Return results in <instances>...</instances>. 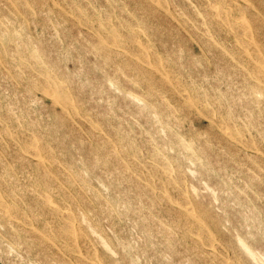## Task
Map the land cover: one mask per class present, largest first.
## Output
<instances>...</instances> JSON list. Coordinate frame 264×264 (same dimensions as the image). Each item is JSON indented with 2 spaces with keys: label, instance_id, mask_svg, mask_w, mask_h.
I'll return each mask as SVG.
<instances>
[{
  "label": "rangeland",
  "instance_id": "374dc122",
  "mask_svg": "<svg viewBox=\"0 0 264 264\" xmlns=\"http://www.w3.org/2000/svg\"><path fill=\"white\" fill-rule=\"evenodd\" d=\"M14 1L0 0V264H264V0Z\"/></svg>",
  "mask_w": 264,
  "mask_h": 264
},
{
  "label": "bare ground",
  "instance_id": "6f19581e",
  "mask_svg": "<svg viewBox=\"0 0 264 264\" xmlns=\"http://www.w3.org/2000/svg\"><path fill=\"white\" fill-rule=\"evenodd\" d=\"M13 1H14V0H13ZM63 1H64V0H63ZM249 1H250V0H249ZM14 2H15V1H14ZM24 2H25V0H24ZM163 2H164V0H163ZM47 3H48V2H47ZM47 3H46V4H47ZM146 3H147V2H146ZM14 4H15V3H14ZM155 4H156V3H155ZM164 4H165V3H164ZM214 4H215V3H214ZM228 4H229V3H227V5H228ZM56 5H57V4H56ZM166 5H167V4H166ZM192 5H193V4H192ZM15 6H16V5H15ZM159 6H160V5H159ZM163 6H165V5H163ZM214 6H215V5H214ZM214 6H213V7H214ZM61 7H62V6H61ZM61 7H59V8H61ZM65 7H67V6H65ZM54 8H56V6H54ZM110 8H111V6H110ZM172 8H173V7H172ZM244 8H246V7H244ZM244 8H243V9H244ZM65 9H66V8H65ZM65 9H64V10H65ZM219 9H220V11H221L222 8H219ZM43 10H44V9H43ZM62 10H63V9H62ZM83 10H84V9H83ZM109 10H110V9H109ZM173 10H174V9H173ZM177 10H178V9H177ZM256 10L258 11L257 8H256ZM69 11H70V9H69ZM156 11H158V10H156ZM156 11H155V12H156ZM164 11H165V10H164ZM224 11H225V10H224ZM238 11H239V10H238ZM48 12H49V11H48ZM48 12H47V13H48ZM83 12H84V11H83ZM106 12H107V10H106ZM41 13H42V12H41ZM60 13L62 14L63 12H60ZM65 13H67V12L65 11ZM88 13H89V11H88ZM88 13H87V14H88ZM156 13H157V12H156ZM158 13H159V11H158ZM171 13H172V11H171ZM220 13H221V12H220ZM44 14H45V13H44ZM67 14H68V13H67ZM69 14H70V13H69ZM109 14H110V13H109ZM159 14H160V13H159ZM177 14H179V13H177ZM217 14H218V13H217ZM231 14H232V13H231ZM45 15H46V14H45ZM71 15H72V13H71ZM173 15H174V14H173ZM181 15H182V14H181ZM181 15H180V16H181ZM221 15H222V14H221ZM40 16H41V15H40ZM67 16H68V15H67ZM74 16H75V15H74ZM109 16H110V15H109ZM168 16H169V15H168ZM239 16H240V15H239ZM90 17H91V16H90ZM170 17H171V16H170ZM187 17H188V16H187ZM207 17H208V16H207ZM209 17H210V16H209ZM73 18L76 19L77 17H73ZM91 18H92V17H91ZM105 18H106V17H105ZM232 18H233V17H232ZM235 18H236V17H235ZM239 18H241V16H240ZM78 19H79V18H78ZM83 19H84V18H83ZM86 19H87V18H86ZM176 19H177V18H176ZM176 19H175V20H176ZM178 19H179V18H178ZM178 19H177V21H178ZM186 19H187V18H186ZM225 19H226V18H225ZM81 20H82V19H81ZM87 20H88V19H87ZM221 20H222V19H221ZM233 20H234V19H233ZM23 21H24V20H23ZM48 21H49V20H48ZM108 21H110V20H108ZM247 21H248V20H247ZM88 22H89V21H88ZM217 22H218V21H217ZM225 22H226V21H225ZM235 22H236V21H235ZM13 23H14V22H13ZM78 23H79V22H78ZM192 23H194V22H192ZM223 23H224V22H223ZM232 23H233V22H232ZM242 23H243V22H242ZM242 23H241V24H242ZM79 24H80V23H79ZM88 24H89V23H88ZM184 24H187V23H183V25H184ZM243 24H244V23H243ZM243 24H242V25H243ZM246 24H247V23H246ZM82 25H83V24H82ZM84 25H85V24H84ZM233 25H235V23H234ZM239 25H240V24H239ZM242 25H241V27H242ZM6 26H7V25H6ZM86 26H87V25H86ZM56 27L58 28V26H56ZM83 27H84V26H83ZM87 27H88V26H87ZM91 27H93V26H91ZM108 27H109V26H108ZM135 27H136V26H135ZM143 27H144V25H143ZM235 27H236V25H235ZM244 27H245V26H244ZM85 28H86V27H85ZM99 28H100V27H99ZM186 28H187V27H186ZM186 28H184V29H186ZM93 29H94V28H93ZM96 29H97V28H96ZM123 29H124V28H123ZM179 29H180V28H179ZM239 29H240V28H239ZM245 29H246V28H245ZM91 30H92V29H91ZM91 30H90V31H91ZM98 30H99V29H98ZM100 30H105V29H100ZM112 30H113V28H112ZM93 31H94V30H93ZM109 31H110V30H109ZM109 31H108V32H109ZM113 31H114V30H113ZM118 31H119V29H118ZM125 31H126V30H125ZM110 32H111V31H110ZM126 32H127V31H126ZM138 32H139V31H138ZM14 33H15V31H14ZM112 33H113L112 36L114 37V32H112ZM127 33H128V32H127ZM243 34H244V33H243ZM17 35H18V34H17ZM120 35H121V34H120ZM132 35H133V34H132ZM108 36H109V35H108ZM128 36H129V38H130V34H129ZM134 36H135V35H134ZM17 37H18V36H17ZM52 37H53V36H52ZM55 37H56V36H55ZM105 37H106V36H105ZM116 37H117V36L115 35V38H116ZM123 37L126 38L125 36H123ZM98 38H99V37H98ZM107 38L110 39V41L114 40V38H113L112 40H111L110 37H107ZM117 38H118V37H117ZM117 38H116V39H117ZM131 38H132V36H131ZM135 38H136V36L133 37V39H135ZM238 38H239V37H238ZM0 39H1V37H0ZM2 39H3V38H2ZM100 39L102 40L101 36H100ZM105 39H106V38H105ZM118 40H119V39H118ZM128 40H129V39H128ZM128 40H127V41H128ZM1 41H2V40H1ZM31 41H32V40H31ZM99 41H100V40H99ZM106 41H108V40H106ZM106 41H105V42H106ZM116 41H117V40H116ZM130 41H132V40H130ZM239 41H240V40H239ZM241 41H243V40H241ZM2 42H3V41H2ZM11 42H12V41H11ZM108 42H109V41H108ZM3 43H4V42H3ZM32 43H33V42H32ZM101 43H102V42H101ZM101 43H100V44H101ZM113 43H114V42H112V44H113ZM116 43H117V42H116ZM138 43H139V42H138ZM138 43H137V44H138ZM243 43L246 44V42H243ZM243 43H242V44H243ZM256 43H257V42H256ZM100 44H99V45H100ZM32 45H33V44H32ZM34 45H35V44H34ZM102 45H103V43H102ZM117 45H119V43H118ZM126 45H127V44H126ZM147 45H148V44H147ZM248 45H249V44H248ZM250 45H251V44H250ZM250 45H249V46H250ZM113 46H114V45H113ZM143 46H144V45H143ZM249 46H247V47H245V48H249ZM258 46H259V45H258ZM16 47H17V43H16ZM100 47H101V46H100ZM115 47H117V46H115ZM121 47H122V46H121ZM220 47H221V46H220ZM18 48H19V47H18ZM95 48H97V47H95ZM106 48H107V47H106ZM122 48H124V47H122ZM141 48H142V47H141ZM152 48H153V47H152ZM101 49H102V48H101ZM137 49H138V48H137ZM145 49H147V48H145ZM250 49H251V47H250ZM37 50H39V49H37ZM120 50H121V49H120ZM123 50H124V49H123ZM147 50H148V49H147ZM26 51H27V49H26ZM39 51H40V50H39ZM66 51H67V50H66ZM131 51H132V50H131ZM133 51H134V50H133ZM133 51H132V52H133ZM151 51H152V50H151ZM16 52H17V49H16ZM16 52H14V53H16ZM115 52H116V51H115ZM132 52H130V53L132 54ZM149 52H150V51H149ZM12 53H13V52H12ZM12 53H11V55H12ZM17 53H18V52H17ZM20 53H21V52H20ZM23 53H25L24 50H23ZM27 53H28V52H27ZM31 53H33V51H32ZM127 53H128V52H127ZM136 53H137V52H136ZM140 53H141V52H140ZM140 53H139V54H140ZM180 53H181V52H180ZM180 53H179V54H180ZM182 53H183V52H182ZM251 53H253V51H252ZM0 54H1V53H0ZM34 54H35V53H34ZM109 54H111V51H110ZM113 54H114V53H113ZM133 54H134V52H133ZM1 55H2V54H1ZM18 55H19V54H18ZM18 55H16V56H18ZM23 55H24V54H23ZM41 55H42V54H41ZM134 55H135V54H134ZM250 55H251V54H250ZM256 55H257V54H256ZM256 55H255V57H256ZM21 56H22V55H21ZM24 56H25V55H24ZM120 56H121V54H120ZM137 56H138V54H137ZM0 57H1V56H0ZM11 57H12V56H11ZM22 57H23V56H22ZM33 57H34V55H33ZM43 57H44V56H43ZM134 57H135V56H134ZM9 58H10V57H9ZM23 58H24V57H23ZM25 58H26V57H25ZM30 58H32V57H30ZM35 58H36V54H35ZM233 58H234V57H233ZM10 59H11V58H10ZM13 59H14V58H13ZM139 59H140V58H139ZM142 59H143V58H142ZM156 59H157V58H156ZM258 59H259V57L257 58V60H258ZM1 60H2V59H1ZM28 60H30V59H28ZM36 60H37V59H36ZM115 60H116V59H115ZM125 60H126V59H125ZM135 60H136V59H135ZM144 60H145V56H144ZM153 60H154V59H153ZM260 60H261V59H260ZM260 60H258L259 63H260ZM2 61H3V60H2ZM10 61H11V62H12V61H15V64H16V60H10ZM147 61H148V60H146L145 62H147ZM159 61H160V59H159ZM28 62H29V61H28ZM152 62H153V61H152ZM152 62H151V63H152ZM160 62H161V61H160ZM5 63H6V62H5ZM13 63H14V62H13ZM21 63H22V62H21ZM147 63H149V61H148ZM154 63L156 64V62H154ZM45 64H46V66H47V63H45ZM137 64H138V62H137ZM3 65H4V63H3ZM6 65H8V64H6ZM6 65H4V66H6ZM214 65H215V64H214ZM19 66H23V63H22V65H19ZM50 66H51V65H50ZM50 66H49V67H50ZM139 66H140V65H139ZM215 66H216V65H215ZM23 67L26 68V65L24 64ZM34 67H35V66H34ZM42 67H43V66H42ZM47 67H48V66H47ZM126 67H127V66H126ZM158 67H159V66H158ZM6 68H7V67H6ZM43 68H45V67H43ZM164 68H165V66H164ZM262 68H263V67H262ZM52 69H53V68H52ZM118 69H119V68H118ZM141 69H142V70H147V69H144L142 66H141ZM15 70H16V69H15ZM34 70H36V69L34 68ZM37 70H40V69H37ZM27 71H28V69H27ZM42 71H44V70L42 69ZM45 71H46V70H45ZM47 71H48V70H47ZM156 71H157V70H156ZM36 72H38V71H36ZM38 73H39V72H38ZM40 73H41V72H40ZM132 73H133V72H132ZM152 73H153V72H152ZM7 74H8V73H7ZM19 74H20V73H19ZM150 74H151V73H150ZM257 74H258V73H257ZM40 75L43 76V74H40ZM143 75H144V74H143ZM151 75H152V74H151ZM258 75H259V74H258ZM7 76H8V75H7ZM20 76H21V75H20ZM27 76H28V75H27ZM259 76H260V75H259ZM6 78H7V77H6ZM15 78H16V77H15ZM45 78H46V77H45ZM54 78H55V79H54ZM54 78H53L52 80H56V77H54ZM172 78H173V77H172ZM257 78H259V77H257ZM11 79H12V77H11ZM60 79L62 80L63 78H60ZM131 79H132V78H131ZM134 79H135V78H134ZM173 79H174V78H173ZM173 79H172V80H173ZM259 79H260V78H259ZM28 80H29V79H28ZM28 80H26V81H28ZM33 80H34V79H33ZM47 80H48V79H47ZM50 80H51V79H50ZM10 81H11V80H10ZM15 81H16V80H15ZM30 81H31V80H30ZM64 81H66V80H64ZM28 82H29V81H28ZM32 82H33V81H32ZM38 82H39V81H38ZM57 82H58V81H57ZM61 82H62V81H61ZM45 83H46V82H45ZM51 83H52V81H51ZM34 84H35V81H34ZM36 84H37V81H36ZM39 84H40V82H39ZM57 84H58V83H57ZM66 84H67V83L65 82V85H66ZM41 85H42V84H41ZM41 85H40V86H41ZM68 85H69V84H68ZM44 86H45V85H44ZM47 86L49 87V85H47ZM58 86H59V85H58ZM63 86H64V85H63ZM147 86H148V85H147ZM190 86H191V85H190ZM35 87H36V86H35ZM38 87H39V86H37V88H38ZM41 87H43V86H41ZM45 87H46V86H45ZM176 87H177V86H176ZM39 88H40V87H39ZM53 88H54V86H53ZM53 88H52V89H53ZM64 88H66V87L64 86ZM64 88H63V89H64ZM179 88H180V87H179ZM63 89H62V90H63ZM39 90H40V89H39ZM39 90H37V91H39ZM44 90H45V89H44ZM49 90H50V89H49ZM58 90H59V89H58ZM62 90H60V91H62ZM64 90H65V89H64ZM66 90H67V89H66ZM178 90H179V89H178ZM42 91H43V90H42ZM56 91H57V89H56ZM44 92H46V91H44ZM58 92H59V91H58ZM62 92H63V91H62ZM64 92H65V91H64ZM183 92H184V91H183ZM198 92H199V91H198ZM46 93H47V92H46ZM50 93H51V92H49V95H50ZM47 94H48V93H47ZM47 94H46V95H47ZM51 94H52V93H51ZM192 94H193V93H192ZM57 95H58V94H57ZM186 95H187V94H186ZM208 95H209V94H208ZM51 96H52V95H51ZM51 96H50V97H51ZM62 96H63V95H62ZM126 96H127V94H126ZM180 96H181V95H180ZM54 97H55V95H54ZM66 97H67V96H66ZM70 97H71V96H70ZM70 97H69V98H70ZM6 98H7V97H6ZM8 98H9V97H8ZM16 98H17V97H16ZM76 98H77V97H76ZM76 98H75V99H76ZM128 98H129V97H128ZM185 98H187V97H185ZM35 99H36V98H35ZM54 99H55V98H54ZM70 99H71V98H70ZM131 99H132V98H131ZM68 100H69V99H68ZM213 100H214V99H213ZM40 101H41V100H40ZM57 101H58V100H57ZM193 101H194V100H193ZM195 101H196V100H195ZM219 101H220V100H219ZM58 102H59V101H58ZM63 102H64V100H63ZM76 102H77V99H76ZM135 102H136V101H135ZM196 102H197V101H196ZM100 103H101V101H100ZM54 104H55V103H54ZM60 104H61V103H60ZM68 104H69V102H68ZM68 104L66 103V105H68ZM78 104H79V103H78ZM81 104H82V103H81ZM141 104H142V102H141ZM141 104H140V105H141ZM143 104H144V103H143ZM192 104H193V103H192ZM197 104L199 105V103H197ZM66 105H65V103H64V106H66ZM70 105H71V104H70ZM111 105H112V104H111ZM144 105H145V104H144ZM42 106H44V105H42ZM82 106H83V105H82ZM9 107H10V106H9ZM52 107H54V106L52 105ZM76 107H78V106L76 105ZM177 107H178V105H177ZM79 108H80V107H79ZM144 109H145V108H144ZM179 109H180V108H179ZM183 109H184V108H183ZM201 109H202V108H201ZM209 109H210V108H209ZM209 109H208V110H209ZM20 110H21V109H20ZM53 110H55V109H53ZM191 110H192V109H191ZM66 111H67V110H66ZM147 111H148V110H147ZM167 111H168V110H167ZM14 112H15V111H14ZM63 112H64V111H63ZM144 112H145V111H144ZM202 112H203V111H202ZM11 113H12V112H11ZM64 113H65V112H64ZM87 113H89V112H87ZM154 113H155V112H154ZM166 113H167V112H166ZM62 114H63V113H62ZM72 114H73V113H72ZM90 114H91V113H90ZM152 114H153V113H152ZM203 114H204V113H203ZM205 114H208V113H205ZM205 114H204V115H205ZM88 115H89V114H88ZM65 116H66V115H65ZM209 116H210V115H209ZM10 117H12V116H10ZM22 117H23V116H22ZM154 117H155V116H154ZM207 117H208V116H207ZM85 118H86V117H85ZM85 118H84V119H85ZM155 118H156V117H155ZM80 119H82V118H80ZM233 119H234V118H233ZM3 120H5V119L3 118ZM30 120H31V119H29V121H30ZM167 120H168V119H167ZM62 121H63V120H62ZM97 121H98V119H97ZM97 121H96V122H97ZM239 121H240V120H239ZM16 122L18 123V121H16ZM108 122H109V121H108ZM10 123H11V122H10ZM87 123L89 124V121H88ZM97 123H98V122H97ZM30 124H32V123H30ZM0 125H1V123H0ZM32 125H33V124H32ZM72 125H73V124H72ZM155 125H156V124H155ZM157 125H160V124H157ZM218 125H219V124H218ZM223 125H224V124H223ZM33 126H34V125H33ZM39 127H40V126H39ZM160 127H161V126H160ZM221 127H222V126H221ZM6 128H7V127H6ZM27 128H28V127H27ZM72 128H73V127H72ZM102 128H103V127H102ZM24 129H25V128H24ZM94 129H95V128H94ZM244 129H245V128H244ZM11 130H12V129H11ZM14 131H15V130H14ZM97 131H98V129H97ZM136 131H137V130H136ZM9 132H10V131H9ZM28 132H29V131H28ZM100 132H101V130H100ZM2 133H3V132H2ZM4 133H7V132H4ZM78 133H79V132H78ZM84 133H85V132H84ZM163 133H164V131H163ZM231 133H232V132H231ZM32 134H33V132H32ZM121 134H122V133H121ZM164 134H165V133H164ZM2 135H3V134H2ZM14 135H15V134H14ZM21 135H22V134H21ZM108 135H109V134H108ZM228 135H229V134H228ZM234 135H235V134H233L232 136H234ZM5 136H7V135H5ZM22 136H23V135H22ZM98 136H99V135H98ZM100 136H101V135H100ZM117 136H118V135H116V137H117ZM235 136H237V135H235ZM235 136H234V137H235ZM8 137H9V136H8ZM13 137H15V136H12V138H13ZM23 137H24V136H23ZM33 138H34V137H33ZM37 138H38V137H37ZM239 138H240V137H239ZM237 139H238V138H237ZM13 140H14V139H13ZM29 140H30V139H29ZM42 140H43V139H42ZM120 140H121V139H120ZM1 141H2V140H1ZM122 141H123V140H122ZM244 141H245V140H244ZM34 142H35V141H34ZM38 142H39V141H38ZM108 142H109V141H108ZM115 142L117 143V141H115ZM135 142H136V141H135ZM237 142H238V141H237ZM252 142H253V141H252ZM29 143H30V142H29ZM35 143H36V142H35ZM40 143H41V142H40ZM105 143H107V142H105ZM238 143H239V142H238ZM243 143L245 144V142H243ZM248 143H250V142H248ZM22 144H23V143H22ZM25 144H26V141H25ZM30 144H31V143H30ZM32 144H33V143H32ZM50 144H51V143H50ZM80 144H81V143H80ZM103 144H104V143H103ZM103 144H102V145H103ZM108 144H109V143H108ZM108 144H107V145H108ZM23 145H24V144H23ZM28 145H29V144H28ZM47 145H48V144H47ZM107 145H106V146H107ZM232 145H233V144H232ZM247 145H248V144H247ZM15 146H16V145H15ZM24 146H25V145H24ZM33 146L35 147V145H33ZM38 146H39V145H38ZM119 146H120V145H119ZM123 146H124V144H123ZM128 146H129V144H128ZM159 146H160V145H159ZM191 146H192V145H191ZM16 147H17V146H16ZM16 147H15V148H16ZM26 147H28V146H26ZM26 147H25V148H26ZM31 147H32V146H31ZM47 147H48V146H47ZM47 147H46V148H47ZM102 147H103V146H102ZM244 147H246V146H244ZM29 148H30V147H29ZM39 148H41V147L39 146ZM124 148H125V147H124ZM124 148H123V149H124ZM250 148H251V147H250ZM32 149H34V148H32ZM50 149H51V148H50ZM50 149H48V150H50ZM125 149H126V148H125ZM162 149H163V148H162ZM164 149H165V148H164ZM23 150H24V152H25V149H23ZM29 150H30V149H29ZM101 150H102V148H101ZM130 150H131V149H130ZM165 150H166V149H165ZM254 150H255V149H254ZM2 151H3V150H2ZM2 151H1V153H2ZM33 151H34V150H33ZM38 151H39V150H38ZM56 151H57V150H56ZM162 151H163V150H162ZM166 151H167V150H166ZM29 152H30V151H29ZM36 152H37V151H36ZM36 152H34V153H36ZM44 152H45V151H44ZM114 152H115V151H114ZM126 152H127V150H126ZM152 152H153V151H152ZM4 153L6 154V151H5ZM13 153H14V152H13ZM26 153H28V152L26 151ZM34 153L32 152V154H34ZM37 153H38V152H37ZM42 153H43V151H42ZM50 153H53V151L51 150ZM120 153H121V152H120ZM113 154H114V153H113ZM116 154H117V153L115 152V155H116ZM128 154H129V153H128ZM136 154H137V155H140V154H138V153H136ZM153 154H154V153H153ZM163 154H164V152H163ZM15 155H16V154H15ZM29 155H30V153H29ZM51 155H52V154H51ZM51 155H50V156H51ZM103 155H104V154H103ZM122 155H124V154H122ZM130 155H131V154H130ZM1 156H2V155H1ZM8 156H9V155H8ZM131 156H132V155H131ZM150 156H152V154H151ZM166 156H167V155H166ZM46 157H47V156H46ZM247 157H248V156H247ZM21 158H23V157H21ZM108 158L110 159V157H108ZM136 158L138 159V156H137ZM155 158H158V156L155 157ZM47 159H48V158H47ZM47 159H46V161H47ZM151 159H152V158H151ZM151 159H150V160H151ZM25 160H26V159H25ZM121 160H122V159H121ZM123 160H124V159H123ZM127 160H128V159H127ZM155 160H156V159H154V162L157 164V162H156ZM249 160H250V159H249ZM2 161H3V160H2ZM41 161H42V159H41ZM46 161H44V162H46ZM49 161H50V159H49ZM51 161H52V160H51ZM51 161H50V162H51ZM53 161H54V160H53ZM53 161H52V162H53ZM138 161H139V160H138ZM140 161H141V160H140ZM169 161H170V160H169ZM0 162H1V161H0ZM24 162H25V161H24ZM127 162H128V161H127ZM127 162H126V163H127ZM176 162H177V161H176ZM1 163H3V162H1ZM27 163H29V162H27ZM36 163H37V162H36ZM53 163H54V162H53ZM55 163H56V161H55ZM99 163H100V162H99ZM120 163H121V162H120ZM171 163H172V160H171ZM38 164L40 165V163H38ZM43 164H44V163H43ZM43 164H42V165H43ZM3 165H4V164H3ZM62 165H63V164H62ZM144 165H145V164H144ZM36 166H37V165H36ZM52 166L54 167V165H52ZM65 166H67V165H65ZM125 166H126V165H125ZM164 166H166L165 163H164L163 167H164ZM7 167H9V166H7ZM39 167H40V166H39ZM145 167H146V166H145ZM150 167H151V166H150ZM180 167H181V166H180ZM180 167H179V168H180ZM29 168H30V166H29ZM36 168H37V167H36ZM48 168H49V167H48ZM68 168L71 169L70 167H68ZM103 168H104V167H103ZM138 168H140V167H138ZM164 168H166V167H164ZM179 168H178V169H179ZM13 169H14V168H13ZM104 169H105V168H104ZM106 169H107V168H106ZM131 169H133V168H131ZM151 169H152V167H151ZM168 169H169V168H168ZM168 169H167V170H168ZM44 170H45V169H44ZM44 170H43V171H44ZM50 170L53 171V169H50ZM71 170H72V169H71ZM152 170H153V169H152ZM181 170H183V169H181ZM169 171H171V169H169ZM17 172H18V171H17ZM68 172H69V171H68ZM127 172H128V170H127ZM133 172H134V171H133ZM8 173H9V172H8ZM12 173H13V172H12ZM71 173H72V171H71ZM74 173H75V172H74ZM135 173H137V172H134V174H135ZM185 173H186V172H184V174H185ZM54 174H55V171H54ZM124 174H126V173L124 172ZM167 174H168V173H167ZM57 175H58V174H57ZM59 175H60V174H59ZM63 175H64V174H62V177H63ZM67 175H68V174H67ZM77 175H78V174H77ZM80 175H81V174H80ZM110 175H111V174H110ZM146 175H147V174H146ZM152 175H153V174H152ZM8 176H9V175H8ZM44 176H45V175H44ZM48 176H49V175H48ZM83 176H84V175H83ZM153 176H154V175H153ZM156 176H157V174H156ZM156 176H155V177H156ZM162 176H163V175H162ZM180 176H181V174H179V177H180ZM32 177H33V175H32ZM45 177H46V176H45ZM78 177H79V175H78ZM106 177H107V175H106ZM179 177H178V179H179ZM0 178H1V177H0ZM27 178H28V177H27ZM56 178H57V177H56ZM66 178H68V176H66ZM83 178H84V177H83ZM110 178H111V176H110ZM131 178H132V176H131ZM131 178H129V179H131ZM157 178H158V177H157ZM181 178H182V177H181ZM183 178H184V177H183ZM129 179H128V180H129ZM135 179H136V178H135ZM139 179H140V178H139ZM141 179H142V178H141ZM161 179H162V177H161ZM11 180H12V179H11ZM29 180H30V179H29ZM48 180H49V179H48ZM71 180H72V179H71ZM149 180H150V179H149ZM1 181H2V180H1ZM30 181H31V180H30ZM35 181H36V180H35ZM131 181L134 182L132 179H131ZM136 181H137V180H136ZM182 181L184 182V179H183ZM182 181H181V182H182ZM20 182H21V181H20ZM20 182H19V183H20ZM24 182H25V181H24ZM36 182H37V181H36ZM52 182H53V181H52ZM62 182H63V181H61L60 183H62ZM67 182H68V180H67ZM70 182H72V181H70ZM79 182H80V181H79ZM81 182H82V181H81ZM166 182H167V180H166ZM169 182H170V181H169ZM176 182H177V181H176ZM189 182H190V181H189ZM63 183H64V182H63ZM65 183H66V181H65ZM139 183H140V182H139ZM149 183H150V181H149ZM151 183L153 184L154 182H151ZM157 183H158V182H157ZM157 183H156V184H157ZM159 183H160V182H159ZM179 183H180V182H179ZM203 183H204V182H203ZM67 184H68V183H67ZM70 184H71V183H70ZM70 184H68V186H69ZM74 184H75V182H74ZM83 184H84V181H83ZM89 184H90V183H88V185H89ZM165 184H166V183H165ZM168 184H169V183H168ZM168 184H167V185H168ZM183 184H184V183H183ZM186 184H187V183H186ZM186 184H185V185H186ZM31 185H32V184H31ZM46 185H47V184H46ZM79 185H80V184H79ZM90 185H91V184H90ZM180 185H182V183H181ZM63 186H65V185H63ZM70 186H71V185H70ZM85 186H86V185H84V187H85ZM155 186H157V185H155ZM168 186H171V184H169ZM189 186H190V185H189ZM25 187H26V186H25ZM44 187H45V185H44ZM57 187H58V186H57ZM59 187H60V190L63 188V187H61V186H59ZM87 187H88V186H87ZM142 187H143V186H142ZM193 187H194V186H193ZM0 188H1V186H0ZM32 188H33V187H32ZM39 188H40V187H39ZM65 188H66V187H65ZM72 188H73V187H72ZM76 188H77V187L75 186V189H76ZM147 188H149V187H147ZM159 188H160V187H159ZM168 188H169V187H168ZM48 189H49V188H48ZM70 189H71V188H70ZM95 189H96V188H95ZM163 189H165V188H163ZM182 189H183V186H182ZM190 189H191V187H190ZM14 190H15V189H14ZM35 190H36V189H35ZM62 190H63V189H62ZM67 190H68V189H67ZM79 190H80V188H79ZM88 190H90V189H88ZM195 190H196V189H195ZM211 190H212V189H211ZM64 191H65V190H64ZM176 191H177V190H176ZM178 191H179V190H178ZM181 191H182V190H181ZM191 191H192V189H191ZM198 191H199V190H197V192H198ZM209 191H210V190H209ZM212 191H213V190H212ZM27 192H28V190H27ZM49 192H50V190H49ZM62 192H63V191H62ZM65 192H66V191H65ZM85 192H86V191H85ZM172 192H173V190H172ZM203 192H204V191H203ZM213 192H214V191H213ZM21 193H22V192H21ZM32 193H33V192H32ZM50 193H52V192H50ZM72 193H74V192H72ZM79 193H80V192H79ZM88 193H89V191H88ZM92 193H93V190H92ZM167 193H168V191H167ZM198 193H199V192H198ZM204 193H206V191H205ZM214 193H215V192H214ZM214 193H213V194H214ZM64 194H65V193H64ZM151 194H153V193L151 192ZM186 194H187V193H186ZM193 194H195V193H193ZM25 195H26V194H25ZM39 195H40V192H39ZM42 195H43V194H42ZM88 195H89V194H88ZM169 195H171V194H169ZM191 195H192V194H191ZM195 195H196V194H195ZM5 196H6V195H5ZM9 196H10V195H9ZM54 196H55V195H54ZM58 196H59V194H58ZM64 196H65V195H64ZM67 196H68V195H67ZM69 196H70V195H69ZM158 196H159V194H158ZM166 196H167V195H166ZM184 196H185V195H184ZM187 196H188V195H187ZM45 197L47 198V196H45ZM75 197H78V196H75ZM153 197H154V196H153ZM169 197H170V196H169ZM169 197H167V198L169 199ZM185 197H186V196H185ZM192 197H193V195H192ZM197 197H198V196H197ZM107 198H108V196H107ZM107 198H106V199H107ZM158 198H160V197H158ZM193 198H194V197H193ZM11 199H12V198H11ZM44 199H45V198H44ZM70 199H71V197H70ZM72 199H73V198H72ZM76 199H77V198H76ZM81 199H82V198H81ZM101 199H102V198H101ZM195 199H196V198H195ZM195 199H194V200H195ZM198 199H199V197H198ZM216 199H217V198H216ZM15 200H16V199H15ZM15 200H14V201H15ZM66 200H67V198H66ZM95 200H96V199H95ZM155 200H156V199H155ZM161 200H162V198H161ZM175 200H176V199H175ZM16 201H17V200H16ZM37 201H38V200H37ZM49 201H51V200H49ZM67 201H68V200H67ZM73 201H74V200H73ZM73 201H72V202H73ZM163 201H164V200H163ZM184 201H185V200H184ZM188 201H189V200H188ZM0 202H1V200H0ZM72 202H71V204H72ZM79 202H80V200H79ZM81 202H83V201H81ZM84 202H85V201H84ZM109 202L111 203L112 201H109ZM171 202H173V199H172ZM175 202H176V204L179 203V202H177V201H175ZM180 202H181V201H180ZM4 203H5V202H4ZM42 203H43V202H42ZM42 203H41V204H42ZM61 203H62V202H61ZM73 203H74V202H73ZM75 203H76V202H75ZM75 203H74V204H75ZM181 203H182V202H181ZM183 203H185V202H183ZM37 204H38V203H37ZM62 204H63V203H62ZM91 204H92V203H91ZM174 204H175V203H174ZM179 204H180V203H179ZM198 204H199V203H198ZM4 205H5V204H3V207H4ZM106 205H107V204H106ZM152 205H153V204H152ZM166 205H167V204H166ZM11 206H13V205H10V207H11ZM19 206H20V203H19ZM28 206H29V205H28ZM38 206H39V205H38ZM82 206H83V205H82ZM107 206H108V205H107ZM153 206H154V205H153ZM199 206H200V204H199ZM75 207H76V206H75ZM79 207H80V206H78V208H79ZM158 207H159V205H158ZM161 207H162V206H161ZM27 208H28V207H27ZM36 208H37V207H36ZM36 208H34V210H37ZM43 208H45V207H43ZM72 208H73V207H72ZM184 208H185V207H184ZM13 209H14V207H13ZM16 209H18V208H16ZM31 209H32V208H31ZM45 209H46V208H45ZM45 209H44V210H45ZM53 209H54V208H53ZM65 209H66V207H65ZM65 209H64V211H65ZM74 209H75V208H74ZM105 209H106V208H105ZM192 209H193V208H192ZM0 210L2 211L1 208H0ZM54 210H55V209H54ZM77 210H78V209H77ZM109 210H110V213H111V211H113V209H112V210L109 209ZM18 211H19V209H18ZM56 211H57V209H56ZM78 211H79V210H78ZM81 211H82V210H81ZM81 211H80V212H81ZM195 211H196V209H195ZM12 212H13V211H12ZM12 212H11V213H12ZM59 212H61V211H58V215H59ZM74 212H75V211H74ZM82 212H83V211H82ZM50 213H51V212H50ZM78 213H79V212H78ZM78 213H77V215L80 216V214H78ZM83 213H84V212H83ZM88 213H89V212H87V214H88ZM110 213H109V214H110ZM197 213H198V211H197ZM197 213H196V214H197ZM1 214H2V213H1ZM1 214H0V216H1ZM16 214H17V213H16ZM16 214H15V215H16ZM43 214H44V213H43ZM84 214H85V213H84ZM174 214H175V213H174ZM184 214H185V213H184ZM184 214H183V215H184ZM200 214H201V213H200ZM58 215H57V216H58ZM60 215H62V214L60 213ZM66 215H69V214H66ZM88 215H90V214H88ZM119 215H120V214H119ZM119 215H118V216H119ZM143 215H144V214H143ZM18 216H19V215H18ZM23 216H25V215H23ZM46 216H47V215H46ZM52 216H53V215H52ZM83 216H84V215H83ZM201 216H203V215L201 214ZM201 216H200V217H201ZM12 217H13V216H12ZM42 217H44V216H42ZM69 217H70V216H69ZM84 217H86V216H84ZM110 217H111V216H110ZM137 217H138V216H137ZM197 217H198V216H197ZM203 217H204V216H203ZM18 218H19V217H18ZM32 218H33V217H32ZM34 218H36V217H34ZM66 218H67V216L65 217V219H66ZM71 218H72V217H71ZM77 218H79V217H77ZM120 218H121V217H120ZM142 218H143V217H142ZM186 218H187V217H186ZM195 218H196V217H195ZM205 218H206V217H205ZM45 219H46V218H45ZM69 219H70V218H69ZM69 219H68V220H69ZM80 219H81V216H80ZM80 219H79V220H80ZM86 219H87V218H86ZM92 219H93V218H92ZM111 219H113V218H110V220H111ZM153 219H154V218H153ZM179 219H180V218H179ZM37 220H38V219H37ZM37 220H36V222H37ZM87 220H88V219H87ZM106 220H107V218H106ZM55 221H56V220H55ZM85 221H86V220H85ZM89 221H90V220H88L87 222H89ZM91 221H92V220H91ZM141 221H142V220H141ZM144 221H146V220H144ZM177 221H178V220H177ZM8 222H9V221H8ZM23 222H26V221H23ZM28 222L30 223V221H28ZM52 222H53V221H52ZM62 222H63V221H62ZM82 222L84 223V221H82ZM146 222H147V221H146ZM187 222H189V221H187ZM49 223H50V222H49ZM65 223H66V222H65ZM94 223H95V222H94ZM138 223H139V222H138ZM138 223H137V224H138ZM143 223H144V222H143ZM185 223H186V222H184V225H186ZM201 223H202V222H201ZM35 224H36V223H35ZM58 224H59V223H58ZM95 224H96V223H95ZM97 224H98V223H97ZM134 224H135V223H134ZM165 224H166V223H165ZM190 224H193V223L191 222ZM190 224H189V225H190ZM24 225H26V224H24ZM53 225H54V224H52V226H53ZM65 225H66V224H65ZM84 225H85V224H84ZM135 225H136V224H135ZM194 225H195V224H194ZM194 225H193V226H194ZM27 226H28V225H27ZM45 226H46V225H45ZM45 226H44V227H45ZM59 226H60V225H59ZM62 226H63V225H62ZM62 226H61V227H62ZM66 226H68V225H66ZM82 226H83V225L81 224V227H82ZM90 226H91V225H90ZM199 226H200V225H199ZM37 227H38V226H37ZM53 227H55V226H53ZM69 227H72V226H69ZM69 227H68V228H69ZM136 227H137V225H136ZM45 228H46V227H45ZM47 228H48V227H47ZM65 228L67 229V227H65ZM77 228H78V227H77ZM156 228H157V227H156ZM193 228H194V227H193ZM18 229H19V228H18ZM18 229H16V230H18ZM36 229H38V228H36ZM52 229H53V228H52ZM62 229H63V227H62ZM73 229H74V228H73ZM84 229H85V228H84ZM95 229H98V228H95ZM102 229H103V228H102ZM136 229H137V228H136ZM183 229H184V228H183ZM208 229H209V228H208ZM78 230H79V228H78ZM98 230H99V229H98ZM197 230H198V229H197ZM202 230H203V229H202ZM42 231H45V230H42ZM52 231H54V230H52ZM55 231H56V229H55ZM69 231H71V230L69 229ZM80 231H81V229H80ZM159 231H160V230H159ZM28 232H29V231H28ZM28 232L25 233V234H28ZM40 232H41V231H40ZM46 232H47V231H46ZM49 232H50V230H49ZM71 232H72V231H71ZM100 232H101V231H100ZM192 232H193V231H192ZM203 232H204V231H203ZM20 233H21V232H20ZM23 233H24V232H23ZM32 233H33V232H32ZM34 233H35V232H34ZM41 233H42V232H41ZM68 233H70V232H68ZM79 233H80V232H79ZM168 233H169V232H168ZM186 233H187V232H186ZM186 233H185V234H186ZM195 233H196V230H195ZM195 233H193V234H195ZM35 234H36V233H35ZM44 234H45V233H44ZM46 234L49 235L48 232H47ZM53 234H54V233H53ZM56 234H57V232H56ZM58 234H59V233H58ZM100 234H102V233H100ZM100 234H99V235H100ZM105 234H106V233H105ZM187 234H188V233H187ZM209 234H210V233H209ZM28 235H29V234H28ZM32 235H34V234H32ZM82 235H83V232H82ZM82 235H81V236H82ZM196 235H197V233H196ZM215 235H216V234H215ZM215 235H214V236H215ZM52 236H53V235H52ZM52 236H50V237H52ZM62 236H67V234H66V235L63 234ZM62 236H61V237H62ZM74 236H75V235H74ZM212 236H213V235H212ZM214 236H213V237H214ZM48 237H49V236H48ZM168 237H169V236H168ZM210 237H211V236H210ZM216 237H217V235H216ZM40 238H42V237H40ZM56 238H58V237L56 236ZM64 238H65V237H64ZM68 238H69V237H67V239H68ZM78 238H79V237H78ZM84 238H85V236H84ZM139 238H140V237H139ZM48 239H51V238H48ZM65 239H66V238H65ZM75 239H76V238H75ZM238 239H239V238H238ZM33 240H34V239L31 240V241H32V244H33ZM51 240H54V239H51ZM63 240H64V239H63ZM69 240H70V239H69ZM191 240H193V239H191ZM29 241H30V240H29ZM29 241H28V242H29ZM38 241H40V240H38ZM54 241H56V240H54ZM64 241L66 242V240H64ZM74 241H75V240H74ZM217 241H218V240H217ZM220 241H221V240H220ZM238 241H239V240H238ZM36 242H37V240H36ZM40 242H41V241H40ZM72 242H73V241H72ZM191 242H192V241H191ZM193 242H194V241H193ZM198 242H199V241H197V243H198ZM207 242H208V241H207ZM221 242H222V241H221ZM239 242H242V241H239ZM57 243H58V242H57ZM211 243H212V241H211ZM219 243H220V242H219ZM32 244H31V245H32ZM85 244H86V243H85ZM85 244H82V245H85ZM194 244H195V243H194ZM220 244H222V243H220ZM243 244H244V243H243ZM65 245H66V244H64V246H65ZM94 245H95V244H94ZM222 245H224V244H222ZM61 246H62V245H61ZM61 246H60V247H61ZM64 246H63V250H64ZM168 246H169V245H168ZM206 246H207V245H206ZM209 246H210V245H209ZM239 246H240V245H239ZM245 246H246V245H245ZM213 247H214V246H213ZM215 247H216V246H215ZM225 247H226V246H225ZM241 247H243V245H242ZM65 248H66V247H65ZM92 248H93V247H92ZM211 248H212V247H211ZM61 249H62V248H61ZM78 249H79V248H78ZM212 249H213V248H212ZM242 249H243V248H242ZM68 250H69V248H68ZM89 250H90V249H89ZM227 250H228V249H227ZM70 251H71V250H70ZM85 251H87V250H85ZM192 251H193V249H192ZM87 252L89 253V251H87ZM94 252H95V250H94ZM219 252H220V251H219ZM88 253H87V254H88ZM70 254H71V252H70ZM64 255H65V254H64ZM94 255H95V254H94ZM94 255H93V256H94ZM213 255H214V254H213ZM221 255H223V254H221ZM234 255H235V254H234ZM70 256H71V255H70ZM85 256H86V255H85ZM88 256H89V255H87V257H88ZM93 256H92V257H93ZM195 256H196V255H195ZM211 256H212V255H211ZM215 256H216V255H215ZM215 256H214V257H215ZM90 257H91V256H90ZM90 257H89V258H90ZM224 257H225V255H224ZM58 258H59V257H58ZM68 258H69V257H68ZM100 258H101V257H100ZM233 258H234V257H233ZM239 258H240V257H239ZM62 259H64V258H62ZM69 259H70V258H69ZM92 259H93V258H92ZM216 259H217V258H216ZM231 259H232V258H231ZM234 259H237V257L234 258ZM187 260H188V258H187ZM76 261H77V260H76ZM89 261H90V260H89ZM100 261H101V260H100ZM100 261H99V262H100ZM80 262H81V261H80ZM101 262H102V261H101ZM253 262H254V261H253ZM52 263H53V262H52ZM64 263H65V262H64ZM187 263H188V262H187ZM239 263H240V262H239ZM55 264H56V263H55ZM59 264H60V263H59ZM67 264H68V263H67ZM101 264H103V263H101ZM185 264H186V263H185ZM225 264H226V262H225Z\"/></svg>",
  "mask_w": 264,
  "mask_h": 264
}]
</instances>
